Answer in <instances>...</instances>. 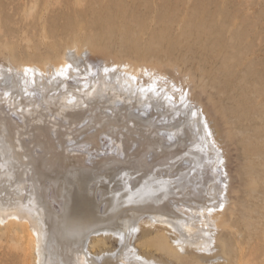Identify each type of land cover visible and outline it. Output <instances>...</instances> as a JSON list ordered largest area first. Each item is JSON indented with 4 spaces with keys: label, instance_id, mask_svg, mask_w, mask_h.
<instances>
[{
    "label": "bare ground",
    "instance_id": "obj_1",
    "mask_svg": "<svg viewBox=\"0 0 264 264\" xmlns=\"http://www.w3.org/2000/svg\"><path fill=\"white\" fill-rule=\"evenodd\" d=\"M81 50L75 42L54 58L0 67V221H11V248L22 247L23 264H160L153 252L205 248L222 223L227 228L229 206L224 149L205 110L189 101L171 104L168 85L158 79L163 73L130 64L91 68ZM85 120L79 133L95 127L96 139L77 136L71 149L62 143L56 152L52 145ZM102 135L112 151L104 157ZM34 143L50 150L48 158L33 157ZM83 143L101 158H79L75 145ZM203 159L210 172L203 173ZM64 177L76 185L67 197L55 190V209L45 183L55 189ZM111 238L120 243L116 253Z\"/></svg>",
    "mask_w": 264,
    "mask_h": 264
},
{
    "label": "rangeland",
    "instance_id": "obj_2",
    "mask_svg": "<svg viewBox=\"0 0 264 264\" xmlns=\"http://www.w3.org/2000/svg\"><path fill=\"white\" fill-rule=\"evenodd\" d=\"M32 5L35 11L27 18L25 13ZM75 42L85 51L91 68L130 64L145 73L152 70L157 77L163 73L158 79L168 85L169 90L164 91L169 92V102L179 107L188 106L189 101L205 110L222 143L229 199L227 228L222 230L226 226L222 223L205 248L175 249L178 253L170 249L169 254L176 252L173 256L181 254L178 259L155 251V260L160 264H168L167 259L169 264H264V0H0V67L54 58ZM87 122L72 127L74 132L67 131L73 141L62 135L53 149H71L77 136L82 141L87 133L96 139L95 127L79 133ZM134 133L139 136L138 130ZM101 142L102 157L112 153L108 151L110 139L102 135ZM31 146L35 159L50 151L39 143ZM75 149L86 161L101 158L88 144L75 145ZM205 161L203 173L209 170ZM49 163H44L46 169H50ZM215 171L220 177L218 169ZM64 178L57 182L61 188L48 186V180L45 183L51 200L55 190L59 197H67L69 193L64 191L76 185L72 178ZM51 203L60 208L57 201ZM8 221H0L5 233L0 234V264H23L22 247L11 248ZM145 221L140 219V225ZM141 231L154 232L144 227ZM109 241L113 248L120 247L114 238ZM199 256L204 259L197 260Z\"/></svg>",
    "mask_w": 264,
    "mask_h": 264
},
{
    "label": "snow or ice",
    "instance_id": "obj_3",
    "mask_svg": "<svg viewBox=\"0 0 264 264\" xmlns=\"http://www.w3.org/2000/svg\"><path fill=\"white\" fill-rule=\"evenodd\" d=\"M69 67H71L70 65H69ZM107 71V70H106ZM193 115H195L194 113H193Z\"/></svg>",
    "mask_w": 264,
    "mask_h": 264
}]
</instances>
